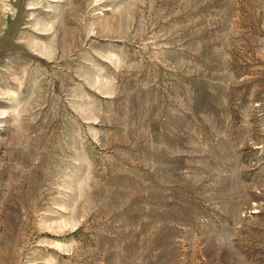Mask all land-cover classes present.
<instances>
[{
  "label": "rangeland",
  "instance_id": "374dc122",
  "mask_svg": "<svg viewBox=\"0 0 264 264\" xmlns=\"http://www.w3.org/2000/svg\"><path fill=\"white\" fill-rule=\"evenodd\" d=\"M0 264H264V0H0Z\"/></svg>",
  "mask_w": 264,
  "mask_h": 264
}]
</instances>
